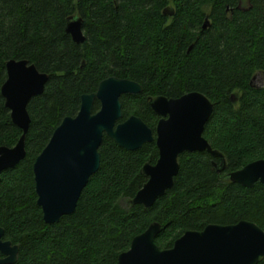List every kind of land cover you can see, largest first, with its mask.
Segmentation results:
<instances>
[{
	"label": "trees",
	"instance_id": "trees-1",
	"mask_svg": "<svg viewBox=\"0 0 264 264\" xmlns=\"http://www.w3.org/2000/svg\"><path fill=\"white\" fill-rule=\"evenodd\" d=\"M238 1L0 0V86L8 59L48 74L42 93L26 106L25 157L0 173L2 239L18 246L12 264H117L151 222L160 224L154 242L161 249L210 223L263 225L264 185L223 177L264 159V85L249 84L264 70V0H248L245 10ZM72 14L82 17V43L65 31ZM109 76L141 85V93L120 96L121 120L139 116L153 132L157 116L148 96L203 93L213 109L202 135L223 154L224 169L216 171L213 161L220 159L206 150L183 151L172 187L148 207L133 204L147 180L143 165L157 160L155 140L127 150L104 134L99 167L74 211L47 223L36 202L33 161L61 120L77 113L81 95ZM99 106L95 99L92 112ZM20 134L0 92V146H13Z\"/></svg>",
	"mask_w": 264,
	"mask_h": 264
},
{
	"label": "water",
	"instance_id": "water-1",
	"mask_svg": "<svg viewBox=\"0 0 264 264\" xmlns=\"http://www.w3.org/2000/svg\"><path fill=\"white\" fill-rule=\"evenodd\" d=\"M208 23L206 17L202 26ZM65 31L76 43L85 39L79 16H67ZM5 71L0 92L11 121L21 129V134L13 146H0V172L25 157V135L30 124L26 106L31 97L42 93L48 79V74L24 59L6 60ZM141 90L139 83L127 78H104L94 92L81 95L77 113L65 116L55 127L32 164L36 202L45 222L55 223L74 211L88 178L99 167L98 148L104 134L127 150L155 140L157 160L143 165L147 180L130 199L133 204L148 207L172 187L179 169L177 158L183 151L206 150L220 159L218 165L213 161L216 171L224 169L223 154L213 149L202 135L213 109V103L203 93L190 91L176 98L150 97L148 104L160 117L154 136L139 116L120 120L121 94H136ZM95 99L100 106L92 112ZM223 177L244 187H252L255 182L264 185V159L250 161ZM159 229L158 222H151L135 235L129 248L118 254L117 264H257L264 258V223L262 226L248 220L226 225L210 223L202 230L185 231L171 247L164 249L154 242ZM2 236L0 227V264H12L18 246Z\"/></svg>",
	"mask_w": 264,
	"mask_h": 264
},
{
	"label": "flooded vegetation",
	"instance_id": "flooded-vegetation-1",
	"mask_svg": "<svg viewBox=\"0 0 264 264\" xmlns=\"http://www.w3.org/2000/svg\"><path fill=\"white\" fill-rule=\"evenodd\" d=\"M247 5H248V0H239L238 1V7L241 9V10H245L246 8H247ZM226 12L227 13H229V14H231L232 13V9L231 8H227L226 9ZM170 14H171V12H170ZM72 15H74V14H72ZM70 16V15H69ZM75 16H79V17H81L80 15H78V14H76ZM82 18V17H81ZM82 32H83V29H82ZM249 84L251 85V86H253V87H261V86H263L264 85V70H262V69H259V70H256L252 75H251V77H250V80H249ZM137 93H141V91L140 92H137ZM233 93H236V92H233ZM122 95V94H121ZM150 97H152V96H148L147 97V102H149V98ZM154 97H156V96H154ZM154 97H152V98H154ZM149 105V104H148ZM149 107H150V105H149ZM151 109V108H150ZM152 110V109H151ZM153 112V111H152ZM154 113V112H153ZM155 114V113H154ZM156 116H157V119H156V123H157V121L159 120V116L157 115V114H155ZM121 120V119H120ZM124 120V119H123ZM156 123H155V126H156ZM155 126H154V132H153V135L155 136ZM151 128V127H150ZM3 171V170H2ZM1 171V172H2ZM0 172V173H1ZM0 256H1V254H0Z\"/></svg>",
	"mask_w": 264,
	"mask_h": 264
}]
</instances>
